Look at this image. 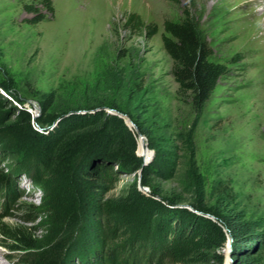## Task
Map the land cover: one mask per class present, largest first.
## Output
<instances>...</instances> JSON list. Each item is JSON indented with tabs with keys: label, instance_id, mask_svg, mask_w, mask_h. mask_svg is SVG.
I'll return each mask as SVG.
<instances>
[{
	"label": "rangeland",
	"instance_id": "rangeland-1",
	"mask_svg": "<svg viewBox=\"0 0 264 264\" xmlns=\"http://www.w3.org/2000/svg\"><path fill=\"white\" fill-rule=\"evenodd\" d=\"M51 3L53 12L39 6L44 19L32 25L33 15L24 7L36 6V1L0 0V169L17 194L12 207L8 201L0 207V217L6 215L0 226L23 228L42 246L51 211L43 205L35 182L51 168L60 169L52 157L54 148L44 150L48 162L41 168L11 151L7 142L10 128L23 133L13 113L19 106L30 115L32 130L42 134L62 123V119L57 122L60 117L76 111L112 115L113 110L133 124L135 129L130 130L123 122L141 164L130 169L108 144L114 155L106 157L103 164L115 174L113 184L98 179L97 164L85 175L95 200L127 198L134 188L153 195L154 202L171 212L162 211L157 218L152 208L153 220H187L185 210L211 220L210 214L192 210L187 202L194 197L191 172L195 170L202 179L207 206L215 204V187L228 186L248 219L264 221V23L258 21L259 13L264 19V0ZM184 10L211 48L210 61L227 68L199 115L189 100L177 96L173 63L162 42L163 23L180 21ZM129 15L140 19L139 30L125 26ZM153 26L157 32L150 36L147 27ZM40 117L49 124L40 127L36 122ZM136 125L146 135L135 133ZM89 132L88 128L79 129L73 139H83ZM139 135L149 154L147 159L137 152ZM140 182H147L150 188ZM4 198L1 192L0 204ZM162 198L168 202L163 203ZM140 211L134 213V224L145 229L151 217ZM98 223L102 227L104 221L99 219ZM134 224L121 232L122 240L133 233ZM176 233H172L173 238L180 237ZM225 237L220 251L223 264L229 235ZM90 238L80 244L75 241V246L89 249ZM11 244L0 236V261L21 264L28 250H10L6 246Z\"/></svg>",
	"mask_w": 264,
	"mask_h": 264
},
{
	"label": "trees",
	"instance_id": "trees-1",
	"mask_svg": "<svg viewBox=\"0 0 264 264\" xmlns=\"http://www.w3.org/2000/svg\"><path fill=\"white\" fill-rule=\"evenodd\" d=\"M34 1L36 6L24 7L33 15L32 25L44 19L39 6L48 13L53 12L52 0ZM183 13L180 21L163 23L162 42L173 63L171 73L178 85L177 96L189 100L193 111L199 115L219 79L227 73V68L224 64L210 61L211 48L197 32L189 12L184 10ZM125 26L139 30L142 24L137 16L129 15ZM147 28L150 36L157 32L154 26ZM15 101L21 100L16 98ZM13 113L19 119L23 133L15 127L10 128L7 142L11 151L24 155L25 162L35 168H41L48 162L44 150L54 148L52 157L60 163L58 172L51 168L48 175L41 174L35 182L41 189L43 205L51 211L42 246H38L23 228L0 226V236L12 243L7 248L28 250L22 255L21 264H208L210 261L223 264L220 251L226 233L230 238V264H264V221L248 219L228 186L215 187V204L207 206L202 179L195 170L190 174L194 197L187 202L192 210L208 213L215 221L188 210L184 211L187 220H153L150 216L152 208L157 218L162 211H170L154 202L153 195L143 194L134 188L127 198L107 202L94 199L91 185L85 180L90 167L97 164L98 179L108 185H112L116 177L111 168L103 164L106 157L114 155L109 145L130 169L141 164L133 153L130 132L121 119L97 112L69 115L52 132L42 134L32 130L27 112L13 108ZM36 122L40 127L49 124L41 117ZM82 128H88L89 134L83 139H73L74 133ZM135 133L146 135L145 130L137 125ZM140 184L150 188L147 182ZM1 192L5 198L0 207H4L7 201L8 207H12L17 194L11 180L0 169ZM160 200L168 202L164 198ZM130 207L132 209L127 211ZM137 211L151 217L145 229L134 224ZM99 219L104 221L102 227ZM133 224V233L122 240L121 232ZM183 230L186 232L182 235ZM175 232L180 237L173 238L172 233ZM85 238H90L89 249L75 246V241L80 244Z\"/></svg>",
	"mask_w": 264,
	"mask_h": 264
},
{
	"label": "water",
	"instance_id": "water-1",
	"mask_svg": "<svg viewBox=\"0 0 264 264\" xmlns=\"http://www.w3.org/2000/svg\"><path fill=\"white\" fill-rule=\"evenodd\" d=\"M96 110H88V111H76V112H72V113H68V114H65L63 115L62 117H60L57 122H59L61 119H63L64 117H67L69 115H89V114H93L95 113ZM110 114L116 116L117 118L121 119L126 125L127 127L132 130L134 128L133 124H131L129 122V120L125 117V115L117 112V111H110ZM135 129V128H134ZM139 138L141 140H143V138L139 135ZM148 162L145 161L144 164L146 165ZM209 218L212 220V221H215V218L212 217V216H209ZM229 241H230V238L228 237L227 239V244H226V259H225V264H230V253H229Z\"/></svg>",
	"mask_w": 264,
	"mask_h": 264
},
{
	"label": "bare ground",
	"instance_id": "bare-ground-1",
	"mask_svg": "<svg viewBox=\"0 0 264 264\" xmlns=\"http://www.w3.org/2000/svg\"><path fill=\"white\" fill-rule=\"evenodd\" d=\"M259 16V22L261 21V23H264V19H263V15H261V13L258 14ZM261 23L259 25H261ZM259 28V27H258ZM137 152L144 158V159H147L148 158V152L147 150L145 149L144 147V142L143 140H141L140 138L137 139ZM1 256V254H0ZM0 264H7V262H1L0 261Z\"/></svg>",
	"mask_w": 264,
	"mask_h": 264
},
{
	"label": "built area",
	"instance_id": "built-area-1",
	"mask_svg": "<svg viewBox=\"0 0 264 264\" xmlns=\"http://www.w3.org/2000/svg\"><path fill=\"white\" fill-rule=\"evenodd\" d=\"M21 106H19V108H20Z\"/></svg>",
	"mask_w": 264,
	"mask_h": 264
}]
</instances>
